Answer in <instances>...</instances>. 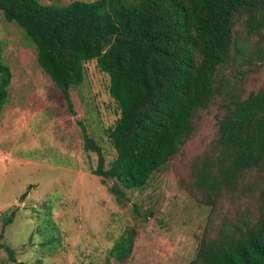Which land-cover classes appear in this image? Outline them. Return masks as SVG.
I'll return each instance as SVG.
<instances>
[{
    "label": "trees",
    "instance_id": "1",
    "mask_svg": "<svg viewBox=\"0 0 264 264\" xmlns=\"http://www.w3.org/2000/svg\"><path fill=\"white\" fill-rule=\"evenodd\" d=\"M5 20L21 27L36 49L39 66L74 113L71 88L84 80V64L95 60L109 77L119 116L108 129L115 157L106 166L102 148L82 121L84 148L97 155L93 173L111 179L119 203L124 189L145 187L152 174L178 155L197 131L199 113L218 102L215 136L193 163L190 191L212 211L225 199L256 194L255 210L209 223L195 257L182 264H264V79L246 96L236 92L241 66L264 67L251 56L247 37L264 29V0H0ZM234 80L230 82L227 68ZM11 71L0 60V108ZM256 175L258 179H251ZM26 193L23 194L25 196ZM3 240L0 248L17 262ZM133 233L113 245L115 256L131 252Z\"/></svg>",
    "mask_w": 264,
    "mask_h": 264
},
{
    "label": "rangeland",
    "instance_id": "2",
    "mask_svg": "<svg viewBox=\"0 0 264 264\" xmlns=\"http://www.w3.org/2000/svg\"><path fill=\"white\" fill-rule=\"evenodd\" d=\"M38 1L66 5L73 0ZM236 29L235 38L250 44L251 56H260L255 48L264 56V29L251 37L243 25ZM0 60L11 71L0 108V231L17 262L182 264L195 257L206 225L255 210L256 194L225 199L212 211L190 191L198 194L191 185L193 163L215 136L218 102L199 113L197 131L178 155L156 170L145 187L124 189L129 201L119 203L109 190L112 180L93 173L97 155L84 148L78 122L101 146L108 166L115 157L108 129L119 116L108 74L95 60L84 64V80L70 90L72 113L37 63L33 42L1 12ZM255 62L241 66L236 92L244 96L263 83L264 67L259 58ZM234 69L227 68L230 82ZM127 232L133 233L131 252L119 260L113 245ZM0 264H15L2 248Z\"/></svg>",
    "mask_w": 264,
    "mask_h": 264
}]
</instances>
